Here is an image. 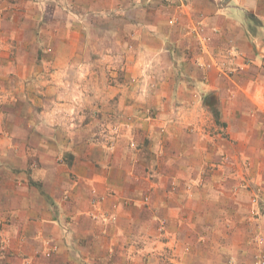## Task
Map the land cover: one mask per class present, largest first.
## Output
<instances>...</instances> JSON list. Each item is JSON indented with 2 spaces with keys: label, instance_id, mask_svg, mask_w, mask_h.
I'll use <instances>...</instances> for the list:
<instances>
[{
  "label": "crops",
  "instance_id": "0c3cea01",
  "mask_svg": "<svg viewBox=\"0 0 264 264\" xmlns=\"http://www.w3.org/2000/svg\"><path fill=\"white\" fill-rule=\"evenodd\" d=\"M49 7L53 12L52 22L47 17ZM80 8L81 0H37L36 3L2 0L0 3V85L10 93V99L5 98L0 104V264H107L97 251L103 254L117 249L115 241L122 238L116 233L127 236L135 229L134 232L145 230L151 235L155 230L157 235L158 222L164 218L168 220L165 235L169 237L170 247L178 234L185 235V241L192 243L191 253L179 254L175 263L227 264L222 244L209 247L196 242V236L222 234L227 228L223 226L225 219H229L228 234L242 232L237 226L241 215L235 211L241 208L247 193L238 196L226 193L229 185L224 176L225 172H231L229 165L218 163L215 180L206 177L199 188L195 186L194 190L198 188L201 193L190 195L192 199L181 189L176 193L170 190L176 166L170 157L173 142L169 145L167 139L174 140L178 133L191 131L186 124L198 123L197 117L190 115L179 132L173 124L166 136L160 133L162 117L153 121L151 132L144 128L145 135L155 140L150 149L156 147L155 154L163 156V170L168 171L165 177L151 180L146 169L155 161V155L150 158L144 149L137 155H128L125 149L109 148L96 138L99 117L90 116L91 109L100 106L109 111L118 106L125 109L124 115L128 113L130 102L124 93L127 85L123 81L117 87L107 85L108 74H124L125 78L139 75L140 59L146 58V52L154 60L168 58L175 67L181 58L180 49L191 47L197 50L202 71L209 69L210 64L203 65L206 60L216 64L211 68H218L221 73L231 68L235 75L233 101L228 102L232 114L227 110L222 118L228 123L226 132L233 139H248L251 144L264 140V0H189L187 5L168 10L172 11L169 19H175L172 24L159 18L154 28L158 43L155 50L146 51L145 37L137 25L135 35L129 36L126 30H121L122 35L116 41L111 38L106 42L100 57L90 50L93 44L90 36L77 33L78 23L74 18L63 24L74 27L73 33L58 31L56 17L62 12L71 13L72 9L73 16L80 23L83 21L78 14ZM38 28L48 34L36 35L34 29ZM49 48L52 54L48 53ZM221 55L227 58L222 59ZM227 59H231L232 66ZM33 76L42 78L41 85ZM176 82L158 86L160 94L156 95L155 106L162 108L169 104L170 99L162 98L164 91H179L184 86ZM204 88L225 90L219 80L205 84ZM116 91L122 95L113 100ZM246 117L252 120L248 131L233 125L247 121ZM203 120L201 117L202 123L207 121ZM136 134L135 129L133 135ZM127 136L130 138L129 133ZM236 151L242 152L234 149L231 153ZM208 152L200 171L215 164L214 156L218 159L229 151L208 146ZM247 155L252 160L248 164L253 166L249 169L252 181L264 190V148H250ZM186 167V170L194 168L190 161ZM187 179L179 180V188L194 186V181L198 183L196 179ZM148 191L151 212L144 209L139 215L129 214V204L141 201ZM213 206L218 209L216 215L209 209ZM103 220L110 225H103ZM147 224H152L151 231L145 229ZM99 240L105 241L102 249ZM165 240H158L156 249L140 250L141 253L152 251L150 255H129L130 260H120L118 264L141 261L164 264L165 260L153 249H163ZM176 246L178 253L183 244ZM48 247H55L52 259L35 256L36 251L43 252ZM247 248V243L237 248L238 264H251ZM259 251L258 248L256 253Z\"/></svg>",
  "mask_w": 264,
  "mask_h": 264
},
{
  "label": "rangeland",
  "instance_id": "374dc122",
  "mask_svg": "<svg viewBox=\"0 0 264 264\" xmlns=\"http://www.w3.org/2000/svg\"><path fill=\"white\" fill-rule=\"evenodd\" d=\"M33 1L36 3L37 0ZM188 1L189 0H81V8L78 14L82 17L84 22L82 21L80 23L78 18L73 16L72 9L70 10L71 13L62 12L56 17V21L58 24V31L61 34H69V32L73 33L74 27L64 26L63 24L66 25L67 20H72V18H74L78 23L77 27H75L77 33H80L87 38L90 36L93 41V44L90 45V50L96 52L97 57H100V52L105 50L104 47L106 42L110 41L111 38H113L114 42L116 41V38H119L122 35L120 34L121 30H126L125 32L129 36L135 35L137 32V25L140 26L139 29L145 37L143 43L146 51H153L158 45L156 41L157 36H154V28L157 21H159V18L166 20L167 22L169 21V23L172 24L175 19H169L170 13L178 7H181L183 4L187 5ZM1 2L2 0H0V3ZM73 6L74 5L72 4V7ZM51 9L52 8L50 7L48 9V21L52 19L51 16L53 15V12ZM76 9H78L77 6ZM168 10L172 11L170 12ZM126 26L128 29L125 28ZM40 31V28L34 29L36 35L48 34ZM54 33H57L56 30ZM195 47H198V44H196ZM51 51L52 50L49 48L48 53L52 54ZM180 52L181 58L177 59L178 64L175 67L171 64L168 58L161 59L160 61L157 59L154 60L153 58H150V55L146 52V58L140 59L142 64L139 75H130L128 78H125L124 74L123 76H112L108 74L107 85L111 84L112 86L117 87L116 85L122 81L123 84L125 83V85H127L128 89L124 93L130 104L127 106L126 110L128 113L126 115H124L125 109L123 108L121 110L118 106L112 108L111 111L107 110L108 108L105 107L103 109L102 106L96 109H91L92 112L90 117L96 119L99 117L96 125V138L99 142L108 145L111 149H125L128 155L129 153L137 155L141 149L148 152L149 154H147V156L150 158H153L155 155L156 159H154V162L150 163V168L148 167V169H146V175L147 177L149 176L151 180L153 178L165 177V175H168V171L165 172L163 170V167L165 166L161 162L163 156L155 154L156 147L150 149L153 147L155 140L149 137L150 135H145L146 132L144 128H148L149 132H151V128H154L152 125V123H154L153 121H158L162 117L163 122L160 127V133L162 136H166L170 134V126L174 124L177 128L176 130L179 132V128H182L185 125L188 117L192 114L195 115L198 123L186 124L187 127L192 129L191 131L187 130V132L183 131L184 133H178L179 137L180 134L182 135L180 138L174 137V140L167 139L169 145H171V141L173 142L170 157L173 160L171 162L175 163L176 166L175 172H173V174L175 173V176L173 177L170 190L172 193H176L181 189L183 192H186V195L189 197L190 195L194 197V194L197 191V193H201L198 188L206 177L214 178L215 180V177L218 174V163L221 166L229 165L231 172H229V174L225 172L226 176H224L225 183L229 185L228 188H225L226 193L233 196L247 193L245 201L241 203V208L235 211L241 215L237 226L241 227L240 231L242 232L228 234L226 231L229 230V225L227 224L229 219H225L223 226L225 224L227 228L222 234H214V232H212L211 234L204 236H196L198 237L196 242H200L203 245L206 244L209 247L213 246L214 248L217 245L222 244L225 249L223 253L225 252V261L227 264H238L237 257H235V254L239 252L237 248H240L243 243H247L248 248L246 255L248 256L250 263L255 264L257 259L256 251L258 249L256 237L260 231L264 232V190L261 185L252 181L253 177L250 175V170L253 169V166H248L252 160H250L251 158L247 153L249 152V149L253 147L264 148V140H261L256 144H251L248 139H233L231 134L226 132L228 123H225L222 118L224 112L227 110L232 114V108L228 109V102L233 101L232 80L235 77L231 68L224 73H221L218 68H214L216 65L215 63L203 60L204 66H208V64H210V66L209 69L202 71V68H200L202 63L197 56V50L195 51L190 47L180 49ZM220 57L222 59L227 58L223 57V55ZM227 60L228 65L232 66L233 63H231V59ZM115 62L119 64L120 61L116 60ZM212 66L214 67L211 68ZM172 68L179 72L177 73V71H175V73H173ZM33 79L41 85L42 78L40 76H33ZM213 80H219L224 84L225 90L219 92L217 90L205 89L204 85L211 83ZM170 81H178L176 83L182 82L184 86H182L179 91L176 89L169 92L164 91L165 95L162 98H164V100L170 99V102L167 106L159 108L154 105L157 98L156 95L160 94L157 90L158 86H160L161 83L163 84V82L168 84ZM137 86H139V88H137ZM119 88L120 86H118V89ZM115 93L116 95H112V98H114L113 100L120 99L122 92L116 91ZM5 98L9 100L10 93L5 92L0 85L1 106ZM38 111H40V107H38ZM102 114L111 116V119L107 116L106 118L103 117ZM201 117L204 119L203 122L207 121L202 123L200 121ZM246 120L247 121L245 122H241V124L236 122L233 123V125L238 126V128H245V130L248 131L252 126V120L250 117H246ZM135 129L137 130L136 136L133 135ZM262 129L264 130V125L262 126ZM128 133L130 134V138L127 136ZM189 134L194 137H190ZM208 146L212 148L217 146L221 148L224 147L229 152L225 153L224 156L220 155L221 157L218 159L214 156L213 163L215 164L209 166L206 170L204 169L200 171V167L207 157L206 153H209ZM234 149H239L242 152L236 151L238 153L234 152L233 154L231 152H233ZM241 153L246 154L243 155ZM189 161L194 168L186 170ZM36 165L38 164L34 163V166ZM158 168H160L159 171ZM187 178L196 179L198 183H195L196 181H194V186L187 185L183 188H179V180L182 179L184 181ZM195 186H198L196 190H194ZM192 197L190 198L192 199ZM254 200H257V202H254ZM150 203L151 192L148 191L147 196L143 197L141 201H137V203L131 202L127 211L131 215H139L144 209L147 211L151 210L149 209ZM196 205H198V203ZM209 209L212 215H216L218 212V209L215 206ZM110 216L113 217L112 214ZM108 220L110 221V217H108L107 221ZM107 221L105 222V220H103V225H110ZM183 221L186 222L187 218H184ZM158 223L160 225L158 229L160 230L157 235H154L155 230L153 231V235H151V233L149 234L145 230L143 233L134 232L135 229L133 233L130 232L127 236L116 233L118 238H122V240L115 241L118 244L117 249L110 250L109 252L106 251L103 254H99V251H97V254L102 257L103 260L106 259L104 261H107V264H118L120 260H130L128 259L129 255H131V257H133L132 255H140L141 257H143V255L144 257L150 255L152 251L144 250L142 251L143 253H141L140 250L145 249L146 247L156 249L158 247L157 241L166 238L167 240L164 242L163 249H153V252H158L160 254L159 256L165 260L164 264H177L174 262V259H177L178 256H180L179 254H190L192 251V243H187L185 241V235L178 234L177 237H175L174 243L171 245L172 247H170L167 244V242H169V237L165 235L168 227V220L164 218ZM150 225L152 224L144 226L145 229L151 231L153 228H149ZM241 242L243 243L239 244ZM98 243L99 247L101 246V249L105 246L104 240H99ZM176 244H183L178 253H176V250L178 249ZM152 245L154 247H152ZM131 247H134L135 251L134 249L128 251L129 249L131 250ZM249 247L251 248L249 249ZM51 249L54 251H51V256H48L47 254ZM55 251V247H48V249L43 252L36 251L35 256L40 257L43 255L49 260L53 258ZM125 253H128L126 257H124ZM174 253H176V255ZM140 264H143V262L141 261Z\"/></svg>",
  "mask_w": 264,
  "mask_h": 264
},
{
  "label": "built area",
  "instance_id": "2783aa9c",
  "mask_svg": "<svg viewBox=\"0 0 264 264\" xmlns=\"http://www.w3.org/2000/svg\"><path fill=\"white\" fill-rule=\"evenodd\" d=\"M254 202H257V200H254ZM256 243L258 245V248L260 249L259 253L257 254V259L255 264H264V232H259L256 237ZM51 251H54L53 249L50 250V252L47 254L48 256H51Z\"/></svg>",
  "mask_w": 264,
  "mask_h": 264
}]
</instances>
